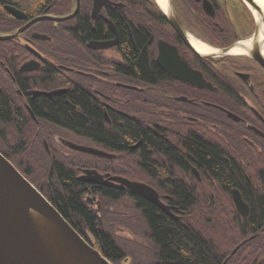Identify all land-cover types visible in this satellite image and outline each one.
<instances>
[{
	"label": "flooded vegetation",
	"instance_id": "flooded-vegetation-1",
	"mask_svg": "<svg viewBox=\"0 0 264 264\" xmlns=\"http://www.w3.org/2000/svg\"><path fill=\"white\" fill-rule=\"evenodd\" d=\"M167 4L164 10L157 0H0V92L31 124L32 139L43 143L38 152L73 158L80 163L75 165L78 179L85 170L102 175L106 184L81 180L87 186L82 197L100 218L118 213L128 219L113 223L110 234L126 235L134 244H154L139 202L148 200L113 179L123 178L158 192L169 208L168 213L148 201L159 219L184 223L191 219L203 237L208 233L202 226L232 229L225 237L235 246L223 264L237 253L239 264H263L264 213L254 212L251 195L254 191L264 196V181L218 185L186 145L192 139L216 145L230 165L249 174L264 173V64L253 53L257 48L264 57V41L259 40L262 24L243 0H167ZM191 37L214 49L246 40L252 45L245 54H201ZM160 41L165 45L162 55ZM135 60H148V71L136 68ZM195 72L207 86L188 80ZM60 96L84 119L80 104L100 114L104 130L131 125L137 128V138L117 145L102 134L83 132L54 118L47 107L41 113L34 111L43 98L55 102ZM146 134L169 144L176 158L145 143ZM147 156L162 164L149 163ZM181 186L191 193V213L186 214L190 209L177 191ZM234 190L247 205L242 211L234 203ZM121 203L128 204L132 214L111 207ZM86 233L96 235L97 230L89 228Z\"/></svg>",
	"mask_w": 264,
	"mask_h": 264
},
{
	"label": "trees",
	"instance_id": "trees-1",
	"mask_svg": "<svg viewBox=\"0 0 264 264\" xmlns=\"http://www.w3.org/2000/svg\"><path fill=\"white\" fill-rule=\"evenodd\" d=\"M135 63L136 68L141 70L148 71L150 68L148 60L139 62L135 60ZM74 101L77 100L74 99ZM80 105L86 112L84 115L87 118L85 119L77 113L76 106L70 107L65 104V96L56 98L55 102L43 98L38 104L40 108L35 107L34 111L41 113L47 107L53 113L54 118H61L68 125L75 126L83 132L94 135L102 134L103 137L112 140L117 145H123L126 142L124 139L137 138V128L131 125L125 126L124 129L116 128L112 132L104 130L98 120L100 114L98 115L85 104ZM31 128L24 114L20 110L15 111L8 99L0 92V152L25 174L88 242L100 247L104 256L116 264H128L129 262L136 264H223L229 252L234 248L235 243L227 244L225 237L227 233L233 231L232 229L225 230L220 224H215V226L211 224L212 227L202 226L205 234L208 233L203 237L193 229L191 219L187 223L174 220L164 221L163 216L160 219L156 217L157 210L153 204L140 199L139 202L149 219V226L152 229L150 239L154 240V244L151 246L150 256L144 253L141 246L134 248L128 244L129 251L120 244L119 235L109 233L113 230V223H126L128 219L121 214L117 215L118 213H110L100 218L96 210H90L86 200L82 197V192L87 188L86 183L77 178L79 172L75 165H80V163L73 158L51 157L43 150L41 153H36L41 149V142L32 139ZM145 137V143L150 142L158 152H165L170 158H176V152L169 144L153 139L150 134H146ZM187 143V148L195 154L194 158L196 157L198 165L202 166L204 171H208L210 178L218 185L228 187L229 185H247L249 180L264 181V173L249 174L237 164L230 165L221 148L216 145H209L199 139H192ZM183 157L187 159L186 156ZM147 159L151 164H162L160 160H151L150 156H147ZM177 191L181 200L184 201L183 206L190 209L186 214L191 213L193 200L190 191L184 186L178 187ZM225 191V193L228 192L227 188ZM251 196L254 200V212L264 213V196H259L254 191ZM89 228L94 232L97 230V234L88 235L86 232ZM100 229L106 231H98ZM135 249L137 253H134ZM254 255L255 252L251 253L250 257ZM260 255L264 261V251ZM125 260H127L126 263ZM240 261L241 254L237 253L230 259L229 264H239Z\"/></svg>",
	"mask_w": 264,
	"mask_h": 264
},
{
	"label": "water",
	"instance_id": "water-1",
	"mask_svg": "<svg viewBox=\"0 0 264 264\" xmlns=\"http://www.w3.org/2000/svg\"><path fill=\"white\" fill-rule=\"evenodd\" d=\"M243 1L264 19V11L256 0ZM175 25L177 27V23ZM164 46L160 41L161 55ZM232 48L230 46L217 49L215 55L229 53ZM253 53L264 64V57L258 55L257 48ZM158 62L162 66V56L158 57ZM188 80L199 86H207L201 73H193L188 76ZM69 145L81 151L104 155L94 148L73 143ZM79 179L88 183H107L94 170H85ZM113 179L169 213V208L160 201L158 192L152 187L123 178ZM232 197L239 211L247 208L239 191L234 190ZM0 264L114 263L89 243L50 200L0 152Z\"/></svg>",
	"mask_w": 264,
	"mask_h": 264
},
{
	"label": "bare ground",
	"instance_id": "bare-ground-1",
	"mask_svg": "<svg viewBox=\"0 0 264 264\" xmlns=\"http://www.w3.org/2000/svg\"><path fill=\"white\" fill-rule=\"evenodd\" d=\"M158 4L166 10L167 8V0H157ZM256 2L262 7L264 11V0H256ZM254 15L258 18L259 22L262 24L261 25V31H260V41H264V19H261V17L258 15V13L252 9ZM191 43L194 46V48L200 52L201 54H215L217 53V49L211 48L207 44L203 43L202 41L198 40L197 38L191 37ZM251 40H246L240 44L235 45L230 51V54H245L247 53L248 49L250 48ZM263 55H264V48L262 50Z\"/></svg>",
	"mask_w": 264,
	"mask_h": 264
},
{
	"label": "rangeland",
	"instance_id": "rangeland-1",
	"mask_svg": "<svg viewBox=\"0 0 264 264\" xmlns=\"http://www.w3.org/2000/svg\"><path fill=\"white\" fill-rule=\"evenodd\" d=\"M41 145L43 146V143L41 142ZM36 153H39L36 151ZM113 208V210H115L116 212H128L130 214L131 213V207L128 206V204H124V203H121V204H117V205H113L111 206ZM125 236V237H124ZM124 236H120L119 235V242L120 244H122L124 247H126L127 249H129L130 251V248L128 246V244H130L132 247H140V248H143L144 249V253L147 254V255H151V252H152V248H151V245L144 242L141 238H139L142 242V244H134L132 241L129 240V238L126 237V235ZM134 239H137V237H134ZM138 240V239H137ZM134 253H137V250L135 249L134 250ZM149 253V254H148Z\"/></svg>",
	"mask_w": 264,
	"mask_h": 264
}]
</instances>
